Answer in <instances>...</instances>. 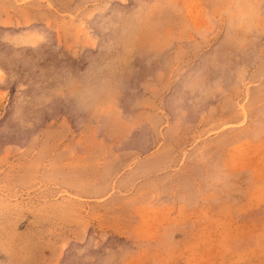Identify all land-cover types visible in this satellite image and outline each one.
I'll use <instances>...</instances> for the list:
<instances>
[{"label": "rangeland", "instance_id": "374dc122", "mask_svg": "<svg viewBox=\"0 0 264 264\" xmlns=\"http://www.w3.org/2000/svg\"><path fill=\"white\" fill-rule=\"evenodd\" d=\"M0 264H264V0H0Z\"/></svg>", "mask_w": 264, "mask_h": 264}]
</instances>
